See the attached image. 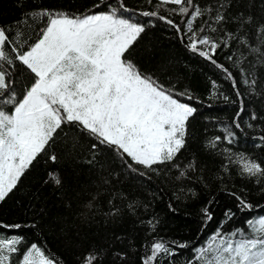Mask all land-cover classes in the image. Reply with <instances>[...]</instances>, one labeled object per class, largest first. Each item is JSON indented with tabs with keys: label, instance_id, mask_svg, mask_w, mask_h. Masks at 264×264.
<instances>
[{
	"label": "snow or ice",
	"instance_id": "obj_1",
	"mask_svg": "<svg viewBox=\"0 0 264 264\" xmlns=\"http://www.w3.org/2000/svg\"><path fill=\"white\" fill-rule=\"evenodd\" d=\"M146 2L147 9L130 8L127 0H116L115 4L112 0H93L87 10L76 13L32 9L15 26H0V203L18 188L41 155L57 146L65 126L92 139L93 160L101 149H107L127 169L149 181L151 174L160 173L161 166L171 165L178 170L175 181L181 183L180 191L185 195L196 194L195 188L189 187L193 180L190 173H195L199 181L208 182L209 177L195 160L183 166L176 162L186 147L190 121L198 112L190 103L193 96L161 82L155 72L133 59L138 42L156 27L154 21L163 22L188 51L218 69L235 93L236 99L231 102L239 107L231 126H222L225 135H217L205 145L217 151L220 144L226 145L221 152L222 171L229 173L230 165L239 163L243 176L257 178L258 182L264 178V161L235 154L228 147L246 127L258 129L254 139L259 143L255 147L264 149V127L252 123L264 120V116L251 111L247 120L241 122L246 111L241 84L249 96L264 98L256 71L258 65L264 66V23L255 25L254 34L233 35L225 27L223 3ZM33 12L41 23L29 31L36 18ZM202 18L203 23L198 24ZM238 21L241 27L253 24V18L245 20L243 12ZM221 53L236 71L217 59ZM252 55L255 60L250 59ZM212 88L218 89L216 81H212ZM211 95L230 100L218 90ZM64 147L71 154L76 145L73 142L70 147L66 142ZM47 159L55 163L58 157L53 152ZM48 178L45 183H62L54 173H48ZM261 191L264 195V185ZM229 195L236 201L238 211L252 210L253 204L242 195ZM214 202L209 199L200 207L201 235L216 219ZM129 208L136 210L134 204ZM169 209L175 211L171 204ZM234 216L232 208L225 209L208 240L192 246V259L185 264H264V217L246 220L250 234L242 229L224 231ZM157 223L155 217L147 220L151 232ZM25 228L39 229V225L0 219V264H59L46 247L26 239ZM145 247L148 252L139 258L140 264H178L175 258L189 248V242L153 237L150 246ZM117 257L123 261L126 253L118 252ZM79 264H102L99 249L81 255Z\"/></svg>",
	"mask_w": 264,
	"mask_h": 264
},
{
	"label": "trees",
	"instance_id": "obj_2",
	"mask_svg": "<svg viewBox=\"0 0 264 264\" xmlns=\"http://www.w3.org/2000/svg\"><path fill=\"white\" fill-rule=\"evenodd\" d=\"M92 2L0 0V26H15V22L32 9L47 8L76 13L87 10ZM194 2L202 5L225 4V27L233 35L241 32L254 34L255 25L264 23L262 0ZM112 3L115 4L116 0H112ZM127 3L130 8H148L146 0H127ZM241 12L245 20L252 17L253 24L241 27L238 21ZM33 16L36 18L30 23L29 31L41 23L36 12H33ZM176 19L179 21V17ZM154 23L156 27L136 45L133 59L148 71L155 72L161 82L175 85L178 92L193 96L190 103L197 107L198 112L190 121L186 147L176 162L183 166L195 160L209 180L205 184L196 179L195 173H190L193 180L189 187L195 188L196 194L185 195L180 191L181 183L175 181L178 170L171 165L161 166L159 174H151V180H146L127 169L124 162L107 149H101L96 153L97 159L93 160L90 149L92 139L87 134L81 136L79 132L65 126L57 146L49 148L47 154H42L18 188L0 203V219L28 224L35 222L39 225V229H24L26 239L46 247L59 264H79L81 255L97 249L102 264H140L139 258L148 252L145 245L150 246L153 237L189 242V248L182 250L175 258L178 264H185L192 259V246L203 245L208 240L218 222L223 219L225 209L232 208L235 212L232 220L224 226L226 232L247 230L246 220L264 214V195L261 191L264 178L258 182L257 178L243 176L239 163L230 165V174L224 173L221 169V152L226 145L220 144L219 151L205 146L215 136L225 135L222 126L230 127L238 110V103L231 102L236 97L230 83L208 61L188 51L167 25L160 21ZM197 23H203V18ZM241 50L247 54L246 49ZM233 51H236V45H233ZM217 59L233 71L237 70L224 58L223 53ZM250 59L255 60V55L250 56ZM244 67H248L247 61ZM256 71L261 88L264 89V66L258 65ZM212 81L217 82L218 89L212 88ZM217 90L228 95L230 100L225 101L223 95H211ZM241 91L246 106L241 122L247 120L251 111L264 116V98L249 96L243 84ZM208 104L212 107H206ZM252 123L264 127V120ZM257 135L258 129L245 127V131L238 134L237 141L228 147L235 154L243 153L246 157L264 161V149L255 147L259 143V140L254 139ZM66 142L70 147L73 142L76 145L71 154L64 147ZM53 152L58 157L55 163L47 159V155ZM233 159L237 157L233 156ZM50 172L61 179L59 186L54 181L45 183ZM230 192H236L251 202L252 210L238 211ZM209 199L215 201L212 209L216 219L201 235L202 217L199 210ZM130 204L136 206L135 212L130 210ZM146 204L149 207L145 208ZM169 204L175 211L169 209ZM114 209L117 210L115 215L112 214ZM153 217L158 223L155 231L151 232L147 220ZM118 252L126 253V259L121 261L117 257Z\"/></svg>",
	"mask_w": 264,
	"mask_h": 264
},
{
	"label": "rangeland",
	"instance_id": "obj_3",
	"mask_svg": "<svg viewBox=\"0 0 264 264\" xmlns=\"http://www.w3.org/2000/svg\"><path fill=\"white\" fill-rule=\"evenodd\" d=\"M260 217H264V214L261 215ZM253 219H255V218H253ZM244 232H245V233H247V232H251V230H250V229H247V230H244Z\"/></svg>",
	"mask_w": 264,
	"mask_h": 264
}]
</instances>
